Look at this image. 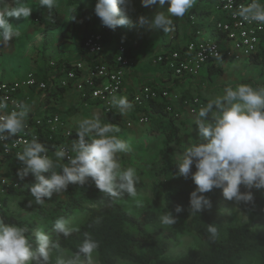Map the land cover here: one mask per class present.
Wrapping results in <instances>:
<instances>
[{
	"label": "trees",
	"instance_id": "16d2710c",
	"mask_svg": "<svg viewBox=\"0 0 264 264\" xmlns=\"http://www.w3.org/2000/svg\"><path fill=\"white\" fill-rule=\"evenodd\" d=\"M67 1L71 5L79 6L80 16L77 19L85 21L84 36L79 46V51L82 54L80 58L89 65H93L96 56L85 49L86 39L95 33L92 32L89 11L83 0ZM260 1L264 4V0ZM190 15L192 22L196 24L198 20L204 21L201 25H195L191 40L197 38L199 26L201 29L208 26L213 39H219L222 36L215 25L213 26L216 20L225 17L218 2L199 0L190 9ZM32 16L33 20L39 21L44 26L45 32L58 30L64 26L63 18L56 8L49 11L46 7H40V10ZM64 42L65 40L57 45L61 47ZM263 42L264 33L261 36L260 44ZM50 46L49 36L44 35L45 58L42 68L53 71L54 67H61L65 71L74 67V63L64 57L52 65L46 55ZM186 47L187 45L182 49L174 50L181 51ZM107 53L108 59L112 60L115 53ZM243 59H250L254 64L264 68V53L260 55L259 49L255 54ZM219 63L220 61L210 62L205 65L210 78L216 79L224 73V69ZM161 65L167 68L168 77L171 78L172 72L169 67L165 63H161ZM36 75L40 77V74ZM51 75L40 78L48 80ZM1 79L13 78L3 76ZM240 84H248L254 88L264 86V84L256 83L251 79H244ZM72 88H74L73 82L66 86L56 83L54 87H50L42 101V105L47 107L42 115L59 114L61 103L70 94ZM81 96L86 102L102 104L100 101L91 100L89 95L84 96L81 93ZM209 100L202 98L199 104L204 107ZM145 106L141 115L147 118L149 124L142 129V135L162 136L163 141L150 174L147 175L141 167L135 168L138 177L135 185L137 191L135 197L140 198L141 201L134 210L127 207V201L133 197L125 193L119 198H111L108 194L98 190L94 181L89 178L83 185L70 184L66 192L54 193L51 199L46 198L44 205L35 203L28 216L19 217L9 209V202L14 198H22L23 205L30 197L31 192L28 187L24 192L22 191L25 182V179H22V189L13 190L9 197L4 199L3 206L0 207V219L6 223L27 227L26 235L34 250L38 247L34 236L35 231L42 230L57 242L60 249L59 251L54 250L50 264H55L57 257H60L65 251L76 253L83 242L85 232L99 243V248L96 251L99 264H121L124 262L129 264H247L252 257H258L260 264H264V188L249 189L241 185V192H251L253 195V201L247 204L235 200L229 201L223 196L222 189L214 188L211 192L204 193L211 200V208H206L199 213H192L189 203L190 193L197 187L191 178L192 173L190 172L187 178L176 175L178 172L177 163L180 161L177 156L183 153L181 142L183 128L182 124L177 123L176 117L179 114L168 110L171 103L166 98L151 100ZM110 118L113 120L114 117L110 116ZM209 119H211V114H209ZM120 120H115L116 123L121 124L120 131L115 135L126 142L129 139V133H127L129 121ZM76 131L77 129H73L70 132V138L74 141L78 139ZM36 132H38V141L46 146L48 155L55 160L54 154L59 149V145L65 142V135L61 131H49L46 127H37ZM195 133L199 134L197 126ZM199 143H206L202 135L196 141V144ZM1 161L6 162L15 174L18 173L21 165L18 159L5 156ZM60 170V168H56L57 172ZM177 205L183 208L180 213L175 212ZM234 205L239 207L246 218L245 221L236 225L228 224L229 211ZM169 212L176 218V223L163 225L160 217ZM59 218L65 219L70 226L78 230L66 238L60 236L57 239L53 228L55 221ZM184 222L189 223L204 245L194 248L184 255L170 257L168 252L176 242V230ZM209 224L218 229L216 238H213L212 234L207 231Z\"/></svg>",
	"mask_w": 264,
	"mask_h": 264
},
{
	"label": "clouds",
	"instance_id": "9594fccd",
	"mask_svg": "<svg viewBox=\"0 0 264 264\" xmlns=\"http://www.w3.org/2000/svg\"><path fill=\"white\" fill-rule=\"evenodd\" d=\"M141 3L143 6L168 5L166 13H157L153 21L154 27L168 33L174 28L171 17H184L196 0H141ZM129 4L130 0H97L95 14L104 26L115 30L118 26L130 24L125 14ZM39 5L49 11L58 6L57 0H39ZM31 13L32 7L27 0H0V45L5 47L13 38L20 36L18 28L9 22V18L27 19ZM232 16L249 24L255 22L264 26V4L260 0H251L247 5L241 4L232 12ZM139 19L143 24L144 17ZM245 43L248 41L245 40ZM209 52L215 60L222 61L215 48L210 47ZM201 58L204 59L202 55ZM111 105L118 109L121 116L134 107L126 96H113ZM6 109V98L0 97V113ZM28 111L26 105L20 104L8 114H0V142L24 131ZM76 123L78 139L71 145L74 156L61 147L55 152L54 160L48 155L46 146L35 137L24 143L22 152L16 153V159L24 165L17 173L20 179L29 173L35 178L36 182L28 186L35 202L44 205L46 198L51 199L54 193L66 192L70 184L83 185L89 178L98 190L111 198H119L125 193L135 197L138 179L136 170L133 167L122 169L118 155L129 153L132 149L115 135L120 131L119 127L102 123L99 116ZM195 124L199 134L207 138L208 142L188 147L182 160L177 163L176 173L187 178L195 165L196 171L191 178L197 187L190 193L191 212L199 213L211 208V200L204 193L214 188L222 189L223 196L229 201L251 203L252 193L241 192L240 186L264 188V86L254 88L240 84L235 88L226 87L223 95L210 99L206 106L199 109ZM65 157L68 163H61ZM56 168L61 170L57 172ZM181 211L182 206L177 205L175 212ZM160 221L163 225H174L176 218L169 212L162 215ZM53 230L59 239L60 236H70L78 229L59 218ZM207 231L213 238L218 235V229L212 224L208 225ZM27 232V227L0 219V264H50L54 250L59 251L60 245L39 230L34 233L38 244L34 250ZM98 248V241L85 232L83 242L72 258L65 260L57 257L55 264H81V255L91 264Z\"/></svg>",
	"mask_w": 264,
	"mask_h": 264
},
{
	"label": "rangeland",
	"instance_id": "374dc122",
	"mask_svg": "<svg viewBox=\"0 0 264 264\" xmlns=\"http://www.w3.org/2000/svg\"><path fill=\"white\" fill-rule=\"evenodd\" d=\"M85 7L89 11L92 32L100 33L103 35L105 40L106 52L117 51L121 47L127 49V55L134 62L135 54L139 58L141 57L144 62V67L148 70L146 77L144 76V84L156 86L153 83L152 78L156 77L158 73H163L167 79L159 82L166 87L170 92L169 101L173 108V111L177 112L179 116L177 117V123L182 124L183 133L181 136V142L183 147V153L177 156L178 160H182L183 154L188 147L196 144L200 134L196 135L195 124L196 115L200 107L196 108L193 112L189 108L186 101L193 102L195 99L200 101L202 98L213 99L216 96L224 94V89L226 87L235 88L244 79L254 80L256 83L264 84V68L260 65H256L250 59H243L241 61H228L222 59L220 61L221 67L224 69V73L212 79L208 75L206 67L201 70L198 76H184L177 77L172 74L171 78L168 77L167 68L161 64L154 63L153 59L159 54L165 53L174 49H182L186 45L198 41L197 39L214 38L211 35L210 28L208 32L203 34H197L195 40H191L186 34L188 31L181 27V18L171 17L173 20L174 28L171 32L164 33L162 29H157L153 25L154 17L159 12L167 11L168 5L165 4L163 7L157 5L143 6L141 0H130V4L125 10V14L130 20V24L127 26H118L115 30H112L104 26L100 18L95 14V5L97 0H83ZM216 3L218 0H213ZM7 2V0H6ZM27 3L32 7L31 15L25 19L10 17L9 22L17 27L20 36L13 38L12 41L5 47L0 45V71H23L25 74L19 76L18 78H23L28 72H33L37 74L35 69L32 67L42 68L45 58V50L43 49L44 35L49 36V44L51 45L46 52L48 60L54 61L55 63L61 58L71 59L76 57L79 59L82 54L79 51V46L82 42L84 31H85V21L83 19L78 20L77 17L80 16V8L77 5H71L67 0H57V7L59 14L62 16L64 21V26L61 29L45 32L44 26L39 22L33 20V14L40 10L39 0H27ZM198 1L195 3V5ZM194 5V6H195ZM144 17V23H140V17ZM189 27L197 25L192 22L190 10L186 13V18ZM191 21V22H190ZM196 21V20H195ZM203 24V20H200ZM197 22V21H196ZM215 23L213 24V26ZM193 29V27L191 28ZM178 39L181 41L178 42ZM64 44L60 47L57 44L64 41ZM113 43V50H108L110 46L106 42ZM264 53V42L260 44L259 54ZM71 56V57H70ZM81 59V58H80ZM53 65V64H52ZM133 65V63H132ZM131 65V67H133ZM3 75L0 74V79ZM10 78H14L13 75ZM167 83V84H166ZM160 84V85H161ZM72 92H78L75 88H72ZM80 95L81 93L78 92ZM74 93L67 95L66 99L61 103L59 108V115L62 118L64 127L67 130L72 131L77 129V121L92 118L94 116H99L102 123H111L115 126H120L121 124L116 123V119H126L127 133L129 139L126 143L131 147V152L118 154L120 157V163L122 169L128 167H133L134 169L138 166L146 171V174H150L151 167L156 163L158 152L162 146L163 138L162 136L148 137L147 135H142L141 131L149 123L148 120H142V111L145 110V104L138 105L134 102L133 96L128 98V100L133 104V109H131L126 115H119L118 109L111 106L108 110L104 105H98L93 102L80 103L75 102L72 97ZM199 103V102H198ZM79 105V106H78ZM144 106V107H143ZM45 107V106H44ZM47 110V107L46 109ZM68 112V113H67ZM110 116L114 117L113 120ZM115 121V122H114ZM121 121V120H120ZM198 127V126H197ZM65 141L71 146L74 140L69 136H64ZM207 143V138L203 137ZM75 155V153H74ZM62 163H68V161H61ZM196 171L195 165L192 166L191 173ZM25 182L22 191L29 184L35 183L34 176L29 173L24 177ZM211 192V191H210ZM9 197V196H8ZM13 199V198H12ZM27 202L22 205V198H14L9 202V209L12 210L19 217H26L31 213L33 209L32 206L36 203L34 196L31 194L27 198ZM138 197H133L127 201V207L133 209L140 203L141 200ZM31 201V205L29 202ZM230 220L228 224L236 225L240 224L246 220L242 211L238 206L234 205L229 211ZM176 242L174 243L172 249L168 252L170 257H178L188 253L194 248L203 246L204 243L200 237H198L193 229L190 227L188 222L182 223L179 229L176 230ZM74 253L70 251H65L60 257L65 260L72 258ZM81 264H89L87 260L81 255ZM91 264H99L98 254L94 253L91 260ZM129 264V263H121ZM247 264H260L258 257H252Z\"/></svg>",
	"mask_w": 264,
	"mask_h": 264
},
{
	"label": "built area",
	"instance_id": "2783aa9c",
	"mask_svg": "<svg viewBox=\"0 0 264 264\" xmlns=\"http://www.w3.org/2000/svg\"><path fill=\"white\" fill-rule=\"evenodd\" d=\"M251 0H218L220 10L225 17L216 20L215 27L221 32L219 39H197L187 45L183 50H171L159 54L153 59L154 63H165L172 74L177 77L198 76L207 63L218 62L209 52V48H215L221 55V59L228 61H240L243 58L255 54L260 45L261 36L264 33V26L255 22L249 24L243 22L239 17L233 18L232 12L241 4L247 5ZM260 3H262L260 1ZM263 4V3H262ZM192 19L194 17L192 16ZM245 40L248 43H245ZM85 49L96 59L93 65H89L84 60L79 59L74 62V67L64 71V75L59 81L60 85H69L74 83V88L84 96L89 95L102 103L108 110L111 109L113 96L121 92L125 85L127 71L132 65L131 59L127 55V49L121 47L117 50L112 60L108 59V53L104 43V37L100 33L91 34L85 41ZM201 55L204 59L201 58ZM56 78L48 80L38 77L30 72L23 79H0V97L6 98L8 109L0 114H8L17 108V105L23 104L20 93L25 88H35L45 97L49 88L57 83ZM159 98H170V92L166 88L155 87L143 84L136 93L133 100L138 105ZM198 99L193 102L186 101L193 112L196 108L202 107ZM168 110H173L172 106ZM142 120H147L143 117ZM37 127H46L49 131H61L63 135L69 136V130L64 127L62 118L59 114H49L46 116H32L26 118V127L22 133L0 142V207L3 206L4 199L10 195L13 190L21 188L20 177L15 174H8L9 165L1 161L3 157L9 156L16 158L17 152H22L24 143L30 142L33 137L38 139ZM64 147L69 155L74 156L71 146L65 141L59 145ZM67 160V157L64 158ZM23 163L19 167L21 170Z\"/></svg>",
	"mask_w": 264,
	"mask_h": 264
},
{
	"label": "crops",
	"instance_id": "0c3cea01",
	"mask_svg": "<svg viewBox=\"0 0 264 264\" xmlns=\"http://www.w3.org/2000/svg\"><path fill=\"white\" fill-rule=\"evenodd\" d=\"M197 1L199 2V0H196V2ZM157 7L159 8L158 4H157ZM185 18H186V14L184 17L181 18V21H180L181 27L185 28V30L188 31L186 34L189 36V38H191L194 35L195 26L189 27L188 22ZM200 22H202V21L198 20L197 24L201 25ZM192 27H193V29H191ZM200 27L201 26H199V28L197 30L198 34H200V33L203 34L205 32L206 33L208 32V30H207L208 28H202L201 29ZM179 41H181V39H178V42ZM106 43L110 45L108 47V50H111L113 48V43L110 41H108ZM108 52L116 53L117 51L113 50V51H108ZM79 59H76V57H74V58H71L68 60H70L71 62L74 63V62L78 61ZM134 59H135L134 62H132L133 67H130V69L127 71L124 88L121 92H119L117 95H115V97L126 96L127 98H130L131 96H134V93H136V91H138L140 89V87L144 84L143 82L146 78L144 79L143 77L144 76L146 77L148 70L143 66L144 62H143V59L141 57L138 58L135 54ZM51 64L55 65L56 63L54 61H51ZM32 69H35L37 72L39 71V73H37V74H40V77L44 76L46 78L49 74H52L50 78H56L57 77V79H56L57 83H59V81L61 80V78L64 75L63 74L64 70L61 67H54L53 71L47 70L44 67L40 71V67L37 68L36 66L32 67ZM25 72H24V70L23 71L20 70V71H16V72L11 71V70L10 71L1 70L0 74H2L3 76H8V77H12V75H13V77H14L13 79H19L18 77L25 74ZM164 76L165 75L163 73H158L156 75V77L152 78L153 83L156 85L155 87L166 88V87H164L163 84L159 83V82H162L163 80L167 79ZM25 77L26 76H24L23 78H25ZM23 78L21 77V79H23ZM78 92H76V93L72 92V91L70 92L71 94L74 93L73 94L74 97H72L73 100H76L75 102H77V103H80L79 101H81L82 103H87L86 101H84L82 99V96ZM19 96L23 100L24 105H26L29 109L28 115H27L28 118L32 117V116H41L42 114L45 113L46 108L42 105V101L44 100V97H43L42 93L40 91H38L37 89L25 88L24 90H22V92L20 93ZM91 100L95 101L96 99L91 98ZM8 174L10 176L14 175L11 168H8Z\"/></svg>",
	"mask_w": 264,
	"mask_h": 264
}]
</instances>
